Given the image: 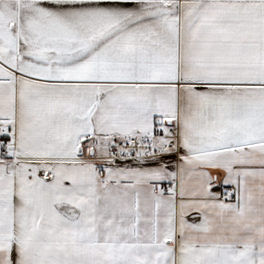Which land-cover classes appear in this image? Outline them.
Listing matches in <instances>:
<instances>
[{
    "label": "snow or ice",
    "instance_id": "snow-or-ice-1",
    "mask_svg": "<svg viewBox=\"0 0 264 264\" xmlns=\"http://www.w3.org/2000/svg\"><path fill=\"white\" fill-rule=\"evenodd\" d=\"M0 264H264V0H0Z\"/></svg>",
    "mask_w": 264,
    "mask_h": 264
}]
</instances>
